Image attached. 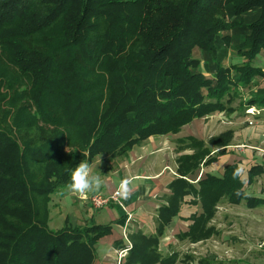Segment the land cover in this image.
<instances>
[{"label": "trees", "instance_id": "obj_1", "mask_svg": "<svg viewBox=\"0 0 264 264\" xmlns=\"http://www.w3.org/2000/svg\"><path fill=\"white\" fill-rule=\"evenodd\" d=\"M233 32L242 60L225 65L219 45H230ZM262 50L264 0H0V264H93L111 224L48 225L51 196L70 171L99 155L125 156L196 118L231 113L235 97L241 108L264 107V90L246 101L241 91L264 78L254 62ZM230 135L178 139L192 152L176 158L155 233H129L124 264H169L158 245L187 196L202 211L179 235L196 243L210 237L223 198L264 204L245 190L264 173L260 163L246 178L237 162L221 175L192 177L217 160L214 148L225 154Z\"/></svg>", "mask_w": 264, "mask_h": 264}, {"label": "rangeland", "instance_id": "obj_2", "mask_svg": "<svg viewBox=\"0 0 264 264\" xmlns=\"http://www.w3.org/2000/svg\"><path fill=\"white\" fill-rule=\"evenodd\" d=\"M233 33L230 45H225L224 43L219 45V60L225 65H229L233 59L234 61L237 59L242 60L236 58L238 57L236 44L242 37L235 35V32ZM202 54L198 48L194 49L193 55L200 58L203 62ZM254 62L264 68V50ZM263 90L264 78L260 77L255 78L249 87L241 88L244 101L248 100L252 93H259ZM3 91H6V89H3ZM241 99L240 97L233 98L232 106L235 110L231 113L215 112L202 118H196L189 130L185 131L186 127L182 128L180 133L182 136L193 135L205 140L206 143L210 137L218 136L229 130L232 134V137L230 135L229 145L224 149L225 154L219 155L220 150L223 148H214L212 154L217 156V160L210 165L202 166L195 176H192L195 181L208 172L221 175L224 165L228 162L239 163L244 178L247 177V171L252 165L260 163L264 166V107L260 109L257 106L255 108H241L239 104ZM178 139V137L174 136L173 140H171V147L168 148L172 152V161L176 160L179 154L182 153L180 148L185 144V142H180ZM172 147H174L173 151L170 150ZM178 151L179 154L177 153ZM186 151L192 152V150L187 149L183 153H186ZM128 156L129 153L117 158L99 155L90 162L94 166V172H99L105 181L104 186L98 192H104L107 193H103L104 195H108L109 189L115 187L116 184L114 183L118 181L117 179L120 177L119 174L121 172L134 171L135 173L139 171L140 164L138 162L133 161L134 168H131V165H129L130 168L128 167V160H126ZM152 159L147 157L145 165L151 169L157 168V161L155 165ZM63 188L64 186L60 187L51 196L49 202V227L57 230L65 225L69 227L85 226L81 221V217L82 215L84 216V212H88L91 210L90 208H93L91 207V197L97 192L80 197L68 192L61 194ZM245 190L248 194L264 198V173L257 175L252 182L246 183ZM166 195L168 194L155 197L158 203L157 206L163 204ZM187 198L185 204H191L190 200L192 197L189 196ZM198 205L181 208L182 210L175 221L167 225L158 245L161 257H169V264H264V204L250 208L245 201L240 204H234L228 201L227 198H223L218 203L216 213L207 224L212 229L210 237L196 243L189 238H184L179 233L188 230L189 225L192 223L191 219H187L188 217L201 213V206L200 204ZM158 209L153 208L150 222L142 221L140 223L138 219V221H134L136 224L135 231L139 229L148 235L154 234L158 222ZM99 210L95 211L98 212ZM106 210L107 208H104L100 212L105 213ZM70 212L76 217V223L72 218L70 219V216L68 218ZM101 222L108 223L107 220ZM113 225L114 230L118 229L116 221ZM97 246L98 250L102 251L100 248L103 247V244L101 243ZM155 264L163 263L159 261Z\"/></svg>", "mask_w": 264, "mask_h": 264}, {"label": "crops", "instance_id": "obj_3", "mask_svg": "<svg viewBox=\"0 0 264 264\" xmlns=\"http://www.w3.org/2000/svg\"><path fill=\"white\" fill-rule=\"evenodd\" d=\"M195 120L196 119H194L191 123L184 126L186 127L185 131L191 129V126L194 124ZM181 131L177 134L151 136L150 138L141 142L140 144L135 145L133 149L128 152L129 156L126 158V160H128L127 161L128 167L129 165H131V168H134L133 161H135L138 162V164H140L139 166L140 169L138 172L135 173L134 171H130L128 173L121 172V174H119L120 177L117 179L118 181L114 183L116 184L115 187L113 189H109L108 192V194L113 192L118 187L120 180L124 177H129L133 181V187H134L133 194L129 200L123 201L126 203L128 211H130L131 213L133 212L132 214H134L133 220L130 221L127 225L128 234L135 230L136 224L134 221H136L137 219L139 220L140 223H142V221L150 222L153 208H159L161 206V205L157 206L158 203L155 199L157 195L170 193L168 185L177 176L176 173L177 162L176 160L172 161L171 159L172 152H170L168 148L171 147V140H173L174 136L180 138L181 135V137H184L182 136V134H180ZM173 149L174 147H172L170 150L173 151ZM183 152L184 151H182V153ZM177 153L179 154V151ZM186 153L189 152L186 151ZM147 157L153 158L152 160H154L153 162L155 163V165L157 161V168L151 169L149 168V166L145 165ZM114 184H112V186H114ZM187 197L186 200L188 199ZM190 205L193 204L183 203L181 208L189 207ZM196 205L198 204H194L193 206L195 207ZM91 207L93 206L91 205ZM104 208H107V210L105 211V213H101L100 210ZM104 208L100 209L98 212L95 211L98 209H95L94 207L90 208L91 209L90 211L84 212V216L82 215L81 221L85 225H91L93 223L111 224L112 226L111 233L109 235L101 237L95 246L96 257L93 264H116L117 255H118L117 250L120 248V246L116 245L115 243L117 241L124 240L123 228L125 226V221L123 220H125V210L118 203L115 202H111L107 207ZM69 216L70 219L72 218L76 223L77 219L72 214V212L68 214V218ZM175 219L176 217L173 219V222L175 221ZM103 220H107L108 223H102L101 221ZM115 221L118 224V229L116 230H114V225H113ZM101 243L103 244V247L100 248L102 249V251L98 250V246H97ZM125 260L126 259H124V262Z\"/></svg>", "mask_w": 264, "mask_h": 264}, {"label": "clouds", "instance_id": "obj_4", "mask_svg": "<svg viewBox=\"0 0 264 264\" xmlns=\"http://www.w3.org/2000/svg\"><path fill=\"white\" fill-rule=\"evenodd\" d=\"M85 156L87 153H83ZM94 166L83 160L79 163L75 169L70 171V180L61 190V194L64 192L76 194L80 197H85L90 193L98 192L104 186L105 181L99 174L94 172ZM134 192L133 181L129 177H124L120 180L116 197L118 202L127 201L131 198Z\"/></svg>", "mask_w": 264, "mask_h": 264}, {"label": "built area", "instance_id": "obj_5", "mask_svg": "<svg viewBox=\"0 0 264 264\" xmlns=\"http://www.w3.org/2000/svg\"><path fill=\"white\" fill-rule=\"evenodd\" d=\"M116 191L117 189H115L111 194L108 195H104L101 192H97L93 197H91V204L95 209H102L104 207H107L111 202H115L118 203L125 210V226L123 228L125 245L117 250L118 255L116 261V264H123L124 258L128 255L129 250L132 248V242L128 237L127 225L130 221H132L133 214L128 211L123 201L118 202V198L116 197Z\"/></svg>", "mask_w": 264, "mask_h": 264}]
</instances>
